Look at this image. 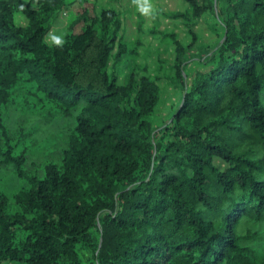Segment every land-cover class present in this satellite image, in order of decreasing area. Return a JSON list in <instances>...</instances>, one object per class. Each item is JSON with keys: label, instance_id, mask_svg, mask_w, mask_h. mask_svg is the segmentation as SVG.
I'll list each match as a JSON object with an SVG mask.
<instances>
[{"label": "trees", "instance_id": "1", "mask_svg": "<svg viewBox=\"0 0 264 264\" xmlns=\"http://www.w3.org/2000/svg\"><path fill=\"white\" fill-rule=\"evenodd\" d=\"M181 1L165 16L193 42L162 39L182 96L155 127L156 78L116 70L130 52L116 9L50 45L65 0H0V168L26 182L0 190V264H264V0ZM205 15L218 40L187 81ZM16 102L36 109L40 139L12 119ZM36 140L51 148L28 173Z\"/></svg>", "mask_w": 264, "mask_h": 264}, {"label": "rangeland", "instance_id": "2", "mask_svg": "<svg viewBox=\"0 0 264 264\" xmlns=\"http://www.w3.org/2000/svg\"><path fill=\"white\" fill-rule=\"evenodd\" d=\"M40 1L23 0L24 5L29 9H37ZM101 8H114L120 13L121 35L127 48L130 49V52L118 63L116 70L119 71V79L122 81L129 74H133L137 80L144 75L156 78L161 91L154 126L158 127L164 124L175 112L181 100L182 91L178 85L169 84L172 77L174 54L172 46L168 44L167 40L162 39V36L174 34L184 46L193 42L192 36L188 34V30L181 20H171L165 15L183 12L186 5L181 0H65L61 8L49 16V21L46 24L45 42L50 45L57 44V38L63 42L69 30L79 33L83 29L84 20L86 21V18L94 15V11H99ZM16 21L20 25L25 24V19L22 16H17ZM213 28L214 23L211 15L203 16L190 27L196 40L192 47L195 50V55L187 63L184 71L187 81L194 71L206 69L204 65L206 57L198 51V48L215 45L218 38L212 31ZM154 30L157 31V34L154 33ZM27 104L25 103L26 106ZM25 105L16 102L11 111V117L18 124V128L20 125L24 129L32 127V130H29L32 133H27L29 137L34 139L36 135L40 139L39 137H42L41 129L38 128L39 132L33 135V132L36 133L35 128L37 127L35 122L40 116L36 109L31 111V108L25 107ZM36 116L38 117L36 118ZM26 119L32 123L24 124ZM10 130L15 135L14 126ZM45 135H43L44 138ZM35 142L40 143L41 141L36 140ZM46 145L49 143L43 140L38 147L30 151L25 165V170L28 173L41 169L43 156L51 148ZM217 164L225 168L221 162H217ZM9 168H0V190L11 199L20 187L26 185V182L19 179Z\"/></svg>", "mask_w": 264, "mask_h": 264}, {"label": "clouds", "instance_id": "3", "mask_svg": "<svg viewBox=\"0 0 264 264\" xmlns=\"http://www.w3.org/2000/svg\"><path fill=\"white\" fill-rule=\"evenodd\" d=\"M56 43H57V44L62 43V40L59 39V38H57V39H56Z\"/></svg>", "mask_w": 264, "mask_h": 264}]
</instances>
